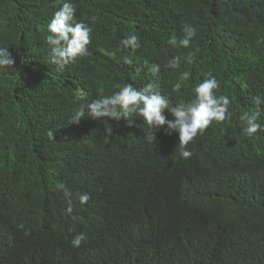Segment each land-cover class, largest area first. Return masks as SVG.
Here are the masks:
<instances>
[{
  "label": "trees",
  "instance_id": "trees-1",
  "mask_svg": "<svg viewBox=\"0 0 264 264\" xmlns=\"http://www.w3.org/2000/svg\"><path fill=\"white\" fill-rule=\"evenodd\" d=\"M71 2L93 32L88 54L61 69L46 43L59 0H0V47L16 61L0 70V264H264V131L248 137L240 119L259 111L264 126V0ZM186 23L196 28L190 47L169 44ZM126 34L138 49L123 48ZM175 56L180 67H165ZM207 72L231 116L199 133L189 158L167 125L147 142L135 113L131 126L71 123L81 103L126 83L153 82L187 103ZM78 233L86 240L72 247Z\"/></svg>",
  "mask_w": 264,
  "mask_h": 264
},
{
  "label": "clouds",
  "instance_id": "clouds-1",
  "mask_svg": "<svg viewBox=\"0 0 264 264\" xmlns=\"http://www.w3.org/2000/svg\"><path fill=\"white\" fill-rule=\"evenodd\" d=\"M59 2L61 6L54 12L47 25L46 43L50 48V62L63 69L66 65L75 62L77 57L88 54L93 28L83 20L78 21L75 18L76 7L71 0H59ZM91 19L95 23L96 17ZM195 36V26L186 23L183 25V37L177 41V38L173 36L168 43L173 46L179 43L180 46L188 48ZM120 43L125 49L135 50L140 47L139 37L136 34H126ZM193 55L194 53H189L186 57L189 63L192 62ZM123 61L129 65L133 63L132 58L127 55L123 57ZM180 61L181 57L175 56L167 62L165 67L178 69ZM144 63L147 64L148 61H144ZM15 64L16 61L8 47H0V70H6ZM150 71L153 76H156L160 71V66L154 64ZM190 75V72L185 71L181 74V79L186 80ZM203 75V81L194 87V98L187 103L173 104L153 82H149L139 89L131 83H126L118 85V91L112 95H101L81 103L71 117V123H79L81 118L87 116L94 120L107 117L119 121L123 118L128 120L131 126L134 123L131 118L135 113L147 124V129H144L147 142H155L156 132L160 131L162 126L167 125L165 131L168 134H171V130H176L179 133V155L185 159L189 158L192 153L186 150V146L199 133L207 129L213 121L223 122L230 119L231 116L229 113L230 98L227 95L217 96L215 94L214 90L220 86L217 78L211 72ZM254 99L259 106L260 96ZM165 109L175 119H167L163 114ZM259 114V111H256L245 113L240 117L244 123L242 131L248 137H252L257 131H264V126L257 122ZM48 136L50 139H55L52 130L48 131ZM59 187L63 188V185ZM64 195L69 198V204H71L70 193L65 191ZM78 199L81 204H85L90 199V194L81 193ZM71 210L69 207L68 211ZM85 240L86 235L78 233L71 239L70 244L72 247L78 248Z\"/></svg>",
  "mask_w": 264,
  "mask_h": 264
}]
</instances>
